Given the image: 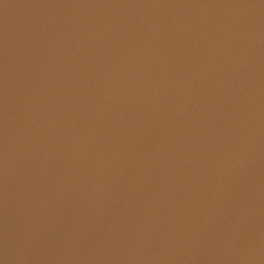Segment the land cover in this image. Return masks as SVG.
I'll return each instance as SVG.
<instances>
[{
    "label": "water",
    "instance_id": "water-1",
    "mask_svg": "<svg viewBox=\"0 0 264 264\" xmlns=\"http://www.w3.org/2000/svg\"><path fill=\"white\" fill-rule=\"evenodd\" d=\"M0 264H264V0H0Z\"/></svg>",
    "mask_w": 264,
    "mask_h": 264
}]
</instances>
